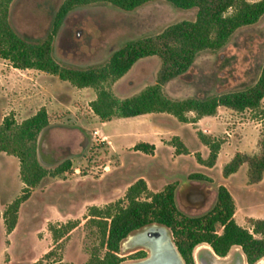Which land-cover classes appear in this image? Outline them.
<instances>
[{"label":"rangeland","instance_id":"374dc122","mask_svg":"<svg viewBox=\"0 0 264 264\" xmlns=\"http://www.w3.org/2000/svg\"><path fill=\"white\" fill-rule=\"evenodd\" d=\"M61 1L12 0L10 23L26 39L41 41L50 31L54 11ZM195 14V8L179 9L163 0H152L131 12L121 11L110 4L80 7L68 14L54 37L52 55L63 66H97L107 61L112 51L125 41L154 36L177 21L194 19ZM263 63L264 15L255 23L236 29L219 50L200 51L185 72L163 84V90L170 98L181 99L243 89L255 82ZM6 66L0 60V70ZM161 67L158 56L141 58L108 88L119 98L136 94L158 81ZM2 77L4 74L0 73V87L4 88ZM66 87L69 86H56L53 92H69ZM86 88L74 103L79 116L89 110L87 102L95 94L93 88ZM261 104L264 110V98ZM91 115L94 116L93 112ZM187 115L192 117L194 113ZM255 115L256 112L250 109L222 110L205 116L198 125H192L179 122L169 113L151 112L112 117L105 124L96 117L84 122L86 130H82L78 126L79 116L57 117L56 112L51 111V125L40 136L38 159L47 169L70 159L73 169L64 178L75 173L71 176L74 185L70 191L67 181L56 182L57 178L47 176L51 182L31 190L18 209L15 227L6 233L3 211L20 193L23 183L19 177L18 159L0 152V264H36L51 248L52 255L41 264H52L59 257L65 262L83 264L98 241L95 228L87 222L88 208L122 200L128 185L138 178H143L151 191H159L168 183H175L178 187L184 181L207 185L209 194L198 207L184 206L178 199L179 206L190 215L209 209L215 200V188L221 183L227 185L235 200L240 225L251 230L249 219L252 217L244 215L264 217V171L257 180L252 179L246 162L228 179H224L222 171L229 154L233 157L237 151L249 156L260 153L259 140L264 123ZM93 128H97L101 135L106 134L112 145L94 138ZM200 129L224 139L212 167L197 160L198 155L203 159L208 156V148L197 135L196 130ZM50 130L54 133L52 139ZM226 130L231 133L229 137ZM174 134L179 135L187 146V153H178V140ZM140 140L153 143L157 148L151 154L134 150L131 145ZM191 173H203L211 177V181L197 182L189 178ZM68 221L74 222L75 226L55 244L49 225L57 226ZM126 239L121 244V255L139 249L149 254L142 245L126 246ZM233 247L229 264H241L242 251L240 247L235 249L238 246ZM130 261L134 260L123 263Z\"/></svg>","mask_w":264,"mask_h":264},{"label":"trees","instance_id":"16d2710c","mask_svg":"<svg viewBox=\"0 0 264 264\" xmlns=\"http://www.w3.org/2000/svg\"><path fill=\"white\" fill-rule=\"evenodd\" d=\"M152 0H62L54 11L50 31L41 41H31L17 33L9 20V6L12 0H0V58L9 61L15 68H35L59 79L68 81L78 88L91 87L95 98L89 105L102 120L112 117H131L150 112L172 114L180 122H196L203 116L214 115L219 106L235 111L250 109L256 118L264 123V63L255 82L243 89L227 91L205 97L188 96L170 98L163 90V84L185 72L202 50H219L228 42L233 32L241 26L255 23L264 15V0H163L179 9H196L192 20H180L154 36L129 39L112 51L107 61L97 66L75 68L63 66L52 55L53 40L66 17L72 11L93 4H110L131 12ZM158 56L162 67L158 81L147 85L141 91L119 98L108 85L122 77L141 58ZM193 112L192 117L187 113ZM44 107L34 114L16 121L13 112L0 121V152L15 156L19 163V177L23 183L20 193L6 205L2 217L6 233L15 227L20 205L27 200L31 190L45 176H56L70 170L71 161L65 159L52 169L44 167L38 159L41 133L49 127ZM199 140L208 148V156L197 160L212 167L224 139L197 132ZM176 150L187 153V148L176 136ZM260 153L249 156L237 151L223 166V175L228 176L246 162L253 180L264 171V131L259 140ZM132 148L146 154L153 153V143L138 141ZM189 178L197 182H210L211 177L203 173H191ZM175 183L166 184L159 191H151L143 178L129 184L124 198L102 207L88 208L87 222L97 233V244L91 249L83 264H121L126 260H139L147 256L143 249L120 254L122 242L131 234L146 226H164L179 253L183 264H196L194 249L207 244L218 256H226L233 246L240 247L246 264H255L264 258V218H250L251 230L236 222L234 199L225 185L215 188V200L206 211L190 215L178 202ZM75 226L66 222L50 224L55 244ZM220 228V231H219ZM52 248L46 251L36 264L52 255ZM52 264H72L61 257Z\"/></svg>","mask_w":264,"mask_h":264},{"label":"crops","instance_id":"0c3cea01","mask_svg":"<svg viewBox=\"0 0 264 264\" xmlns=\"http://www.w3.org/2000/svg\"><path fill=\"white\" fill-rule=\"evenodd\" d=\"M0 60H1V62H5L7 64V66L4 68L3 71L0 70V73L4 74V77H2V79L4 80L3 82H4V86H5L4 88L0 87V121L2 120L3 116L8 114L10 111V112H13L14 119L19 122V121L31 116L32 114H34L40 107L45 108L47 115H48L50 125H51V123H50L51 121H50L49 115H50L51 111L56 112L57 117H62V116L68 115V116H72L74 118H77L79 116V112L77 109L78 107L74 103L77 100L78 96L81 95L82 92L86 91V89H87L86 87L78 88V87L70 84L68 81L59 79L56 75L49 74L47 72H44L42 70H38L35 68H23V69L22 68H15L9 63V61L2 59V58H0ZM63 84H65V86H69V87H66L69 89V92L61 91V90H58L57 92H53L54 87H56V86L59 87ZM94 98H95V94H93V96L89 98L88 102L90 103V101L93 100ZM88 102H87V105L89 107V110H85L86 111L85 114L83 116H79L80 118H79L78 126L82 130H86V128L84 127V122H88L90 120H95V118L98 117L92 111ZM67 110L69 113L67 112ZM222 110L234 111L233 109H231L229 107L219 106L217 108V113L219 111H222ZM91 112H93V115H94L93 117L91 115ZM209 116H211V115H209ZM204 117L205 116L199 118L196 122H183V123L198 125L199 122ZM99 121L101 124H105L107 120L102 121L100 119ZM258 124H260V123H258ZM94 130H97V137L95 135H93L94 138H96V139L102 138L103 140H101V141H106L108 144L112 145V142L110 141L109 137L106 134L101 135L100 131L97 128L92 129V134H93ZM196 131H201L205 134H209L211 136H214L213 134H211L209 132H204L201 129L196 130ZM226 132H227V135L229 137L231 135V133L228 130H226ZM50 135H51V139H52L54 137L53 136L54 133L52 132V130H50ZM174 135L177 136L181 140L179 135H176V134H174ZM140 141H142V140H140ZM145 142H147V141H145ZM134 144H132L131 146H133ZM183 144H184V142H183ZM222 144H221V147H222ZM203 145L206 146L205 144H203ZM154 146L156 149L157 147L155 144H154ZM185 147L187 148L186 145H185ZM221 147H220V149H221ZM220 149H219V151H220ZM218 154H219V152H218ZM231 158H232V156H231V154H229L227 156L226 161L223 163V166ZM72 169H73V164L71 163V167H70L69 171H71ZM235 172L229 174L228 176L223 175L224 179H228ZM66 174H68V171L62 173L61 177L56 175V176H53L52 179L57 178L56 182L67 181L69 187H71L70 191H72V185H74V184L72 182L71 176H74L75 173L71 172L68 175L69 177H67L68 179L64 178V176ZM50 182H51V180H48L47 176H45L41 179V181L39 182L38 185L40 186V184H44L46 186ZM226 188L229 190L227 185H226ZM229 192H230V190H229ZM232 197H233V195H232ZM234 204H235V200H234ZM237 213H238V211H237V207L235 205L234 216H235L236 221L239 224H241L237 219ZM244 216L252 217V218H258L256 216H252L250 214H245ZM233 248L234 247H232L229 250V252L227 253L226 256L221 257V256L216 255L210 246H208L206 244L198 245L194 251L195 263L196 264H229L228 258H230V256H231L230 254H231V251ZM237 248H239V247H235L236 250H237ZM240 260H241V264H246L245 257H244L242 252L240 253Z\"/></svg>","mask_w":264,"mask_h":264},{"label":"water","instance_id":"95a60500","mask_svg":"<svg viewBox=\"0 0 264 264\" xmlns=\"http://www.w3.org/2000/svg\"><path fill=\"white\" fill-rule=\"evenodd\" d=\"M176 194L182 205L188 207H198L207 198L209 194V187L207 185L201 186L199 183L195 184L190 181H184L177 187ZM152 225L146 227H151ZM157 226L163 230V237L164 239H166L165 246L160 245L153 252H150L146 257L139 260L130 261L125 264H183L179 253L177 252L171 241L167 229L162 225ZM143 229L139 231H142ZM155 236L157 238H160V235L157 233H155ZM262 259H260L259 261H261Z\"/></svg>","mask_w":264,"mask_h":264},{"label":"bare ground","instance_id":"6f19581e","mask_svg":"<svg viewBox=\"0 0 264 264\" xmlns=\"http://www.w3.org/2000/svg\"><path fill=\"white\" fill-rule=\"evenodd\" d=\"M155 233L159 234L160 238H157L155 236ZM163 234L164 233L162 229H160L157 225H152L151 227H146L142 231L128 236L124 244L126 246L142 245L150 253L157 249L160 245L165 246L166 239H164ZM257 264H264V258L261 261L257 262Z\"/></svg>","mask_w":264,"mask_h":264},{"label":"built area","instance_id":"2783aa9c","mask_svg":"<svg viewBox=\"0 0 264 264\" xmlns=\"http://www.w3.org/2000/svg\"><path fill=\"white\" fill-rule=\"evenodd\" d=\"M93 134L97 137V130H94ZM98 139L103 140L102 138H98Z\"/></svg>","mask_w":264,"mask_h":264},{"label":"flooded vegetation","instance_id":"af4514ba","mask_svg":"<svg viewBox=\"0 0 264 264\" xmlns=\"http://www.w3.org/2000/svg\"><path fill=\"white\" fill-rule=\"evenodd\" d=\"M53 149H54V148H53ZM195 184H196V183H195ZM201 186H203V185H201ZM205 200H206V199H205ZM205 200H204V201H205ZM204 201H203V202H204Z\"/></svg>","mask_w":264,"mask_h":264}]
</instances>
